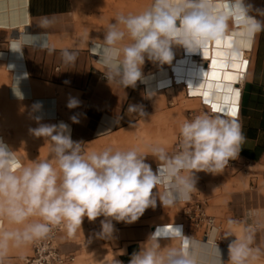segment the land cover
<instances>
[{"label": "crops", "instance_id": "1", "mask_svg": "<svg viewBox=\"0 0 264 264\" xmlns=\"http://www.w3.org/2000/svg\"><path fill=\"white\" fill-rule=\"evenodd\" d=\"M152 3L153 0H0V139L15 151L21 165L50 160L51 142L29 132L38 126L34 119L38 115L41 123L68 124L71 138L85 142V153H100L107 148L137 149L148 154L147 162L155 169L159 161L150 154L151 149L162 147L169 155L175 154L174 143L185 120L213 111L235 118L245 136L241 145L245 166L225 169L232 179L248 178L249 192L233 196V200L252 201V192L256 191L257 201H264L260 194L264 189V0H245V4L252 5L247 15L259 22V31L250 30L245 35V19L232 17L223 36L201 51L193 53L173 46L170 63L159 65L146 59L144 80L138 81L135 88L124 89L114 82L109 85L104 77L107 69L99 58L107 26L118 15L141 13ZM228 3L229 0H216L220 9ZM65 51L75 53L74 62H65ZM70 98L79 105L69 109ZM37 103L42 107L34 112ZM129 105L139 106L145 114L128 111ZM213 105L221 111L214 110ZM72 117L79 123H73ZM50 162L57 167L54 160ZM194 175L196 188L188 200L165 207L158 200L154 209L148 208L132 224L113 221L115 231L109 239L97 235L104 217L95 221L85 217L73 234L65 228L58 235L57 248L74 256L78 264H115L116 260L128 264L131 254L161 227L157 240L149 241V245L159 243L162 250L184 245L188 250L190 241L195 244L208 240L224 250L226 256L221 264H227L229 244L242 240L250 218L255 217L260 224L264 210L252 216L228 209L224 221L235 229V235L226 233L215 219V229L206 238L202 233L209 231L207 215L200 213L206 203L211 209V202L217 201L211 186L218 184L219 177L204 171ZM157 191L163 193L165 187L158 186ZM4 219L0 218V232ZM164 226L179 227L184 234L176 237L164 231ZM219 232L228 236L223 244L217 241ZM162 242L165 246H161ZM26 246L10 243L0 254V264H19Z\"/></svg>", "mask_w": 264, "mask_h": 264}, {"label": "clouds", "instance_id": "2", "mask_svg": "<svg viewBox=\"0 0 264 264\" xmlns=\"http://www.w3.org/2000/svg\"><path fill=\"white\" fill-rule=\"evenodd\" d=\"M250 7L245 0H229L225 9L218 8L216 0H153L141 13L118 15L107 26L99 46V58L107 69L104 77L109 85L114 82L124 89L135 88L144 80L146 59L159 65L170 63L173 46L193 53L201 51L223 36L232 17L251 22L243 25L245 35L250 30L259 31V22L247 15ZM63 58L72 63L76 55L65 51ZM78 105L75 98L67 103L69 109ZM41 107L37 103L33 111ZM128 111L145 114L136 105H129ZM34 119L38 126L29 132L51 142L50 160L21 165L15 151L0 139V216L23 226L0 232V254L10 243L19 246L45 239L57 226L65 227L71 235L81 228L85 217L89 221L104 217L97 235L112 238L113 221L132 224L148 208L154 209L158 200L163 207L188 200L196 188L194 173H221L238 158L245 140L236 119L203 113L180 126L175 154L169 155L162 147L151 149L150 154L159 161L153 169L147 162L148 154L137 149L85 153V142L71 138L68 124L41 123L38 115ZM71 119L79 123L76 117ZM161 185L165 187L163 193L157 191ZM30 217L40 219L30 221ZM159 230L131 254L128 264H197L184 245L167 250L159 243L149 245V241L157 240ZM164 231L183 236L179 227L168 226ZM187 239L185 236V243ZM229 256L232 264H246L249 257L256 258L247 243L237 240L229 244ZM115 264L123 262L116 260Z\"/></svg>", "mask_w": 264, "mask_h": 264}, {"label": "rangeland", "instance_id": "3", "mask_svg": "<svg viewBox=\"0 0 264 264\" xmlns=\"http://www.w3.org/2000/svg\"><path fill=\"white\" fill-rule=\"evenodd\" d=\"M0 130H1V117H0ZM218 184L216 186H211V190H214L217 195V201L211 202V209L207 208L206 203L204 212L200 213V215H207V217L218 219V223L222 224L223 230L228 233L229 235H235V229L231 228V225H226V222L224 221L226 214L228 213V209H234L235 212L244 214H249L254 216L255 211H262L264 210V201H257V192H252L251 200L252 201H235L233 200V196H242L244 193L249 192L248 183L249 179L240 177V178H233V175H231L225 168L221 173H218ZM260 185H263V182H261ZM262 196H264V189L261 190L260 193ZM205 202V201H203ZM0 218H4L3 216H0ZM39 217H30V221L32 220H39ZM5 223L3 227V231H14L16 229H20L23 226L22 225H16L9 223L8 220L5 218ZM217 222V220H216ZM215 222V223H216ZM260 225V228L258 226ZM247 231L242 233V240H239L240 242L247 243L248 247L252 249V255H254L256 258L252 259L249 257L246 260V264H264V220L261 219L260 224L256 222V218H250V220L246 223ZM249 229V230H248ZM208 232L205 230L203 231V236L206 235ZM260 233V234H259ZM256 234V236H255ZM228 236L224 235L223 233L219 232L218 236V243L223 244L224 240ZM258 238V239H257ZM28 246H26V250H24L21 253V257L29 255L30 249L29 244L26 243ZM161 246H165V243L162 242ZM171 248V247H169ZM168 249V247H167ZM75 264H78V262L75 261ZM227 264H232L231 259L227 261Z\"/></svg>", "mask_w": 264, "mask_h": 264}, {"label": "built area", "instance_id": "4", "mask_svg": "<svg viewBox=\"0 0 264 264\" xmlns=\"http://www.w3.org/2000/svg\"><path fill=\"white\" fill-rule=\"evenodd\" d=\"M210 115H220L213 111ZM227 119H235L227 115H220ZM179 145V135L174 143V153L178 150ZM245 166V162L241 155L235 160H231L226 166L228 169L235 170L240 169ZM209 230L214 226L215 219L207 217L206 219ZM65 229L63 226H57L53 228L52 232L45 238L39 241H35L29 244L30 254L20 257L19 264H74L75 257L71 255H65L59 251L56 246V239L58 235Z\"/></svg>", "mask_w": 264, "mask_h": 264}, {"label": "bare ground", "instance_id": "5", "mask_svg": "<svg viewBox=\"0 0 264 264\" xmlns=\"http://www.w3.org/2000/svg\"><path fill=\"white\" fill-rule=\"evenodd\" d=\"M245 23H246V20H245ZM220 115H223V114H220ZM214 229L215 228L212 227L208 231V233L206 234V238L209 237V235L213 232ZM160 231H161V227H160ZM255 236H256V234H255ZM161 238H163V237H161ZM191 248L193 249V253H191V254L195 256V258L197 260V264H221V259L225 258V256H226V253L224 252L223 249L217 247L216 244H212L211 242H208V240H206L205 242H197L195 244L193 241H190L188 250L190 251Z\"/></svg>", "mask_w": 264, "mask_h": 264}, {"label": "snow or ice", "instance_id": "6", "mask_svg": "<svg viewBox=\"0 0 264 264\" xmlns=\"http://www.w3.org/2000/svg\"><path fill=\"white\" fill-rule=\"evenodd\" d=\"M213 109L216 111H221V109L217 108L215 105H213ZM232 115L235 116L236 115V111L233 110Z\"/></svg>", "mask_w": 264, "mask_h": 264}]
</instances>
